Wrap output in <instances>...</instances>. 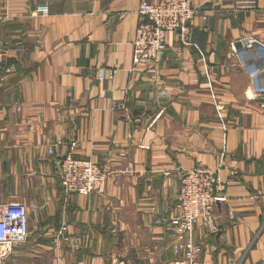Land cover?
<instances>
[{
  "label": "crops",
  "instance_id": "1",
  "mask_svg": "<svg viewBox=\"0 0 264 264\" xmlns=\"http://www.w3.org/2000/svg\"><path fill=\"white\" fill-rule=\"evenodd\" d=\"M140 2L0 0V203L29 217L4 264H174L180 177L197 165L226 184L217 233L194 230L199 264H264V120L245 69L264 86V0H193L189 44L170 32L134 66ZM101 66L118 70L98 80ZM51 146L94 160L104 192L65 193Z\"/></svg>",
  "mask_w": 264,
  "mask_h": 264
},
{
  "label": "built area",
  "instance_id": "2",
  "mask_svg": "<svg viewBox=\"0 0 264 264\" xmlns=\"http://www.w3.org/2000/svg\"><path fill=\"white\" fill-rule=\"evenodd\" d=\"M198 9L193 0H141L136 10L139 17L131 43L133 65L153 63L162 58L167 50L166 39L170 32L179 34L182 45L189 44L191 23ZM45 12L46 6H41L31 10L29 14L33 17ZM237 41L242 43L243 50L244 43L241 39ZM237 41L231 43V50L235 53L241 51L236 46ZM245 69L255 79L252 99L258 101L264 120V86L258 84L255 65L249 68L245 66ZM117 70V67L101 66L96 69L95 76L98 80H103L106 76H114ZM10 72V66L5 65L0 57V83L5 81ZM75 145L73 142L72 147ZM48 152L59 162V183L65 193L88 195L104 192L106 173L94 160L75 158L70 153L60 156L52 146L48 148ZM179 186L175 201L177 218L172 228L173 249L179 256L174 264H199L203 248L195 240L194 230L199 226L210 234L217 233L218 222L214 208L216 203L224 200L226 184L217 171L197 165L180 177ZM28 219V207L24 202L15 200L0 203V264H4L17 244L27 239Z\"/></svg>",
  "mask_w": 264,
  "mask_h": 264
},
{
  "label": "water",
  "instance_id": "3",
  "mask_svg": "<svg viewBox=\"0 0 264 264\" xmlns=\"http://www.w3.org/2000/svg\"><path fill=\"white\" fill-rule=\"evenodd\" d=\"M254 43L257 44L258 46H260V49H261L262 51L264 50V45H262L261 43H259V42H257V41H255ZM236 46H237L238 48H242V43H241L240 41H237Z\"/></svg>",
  "mask_w": 264,
  "mask_h": 264
}]
</instances>
